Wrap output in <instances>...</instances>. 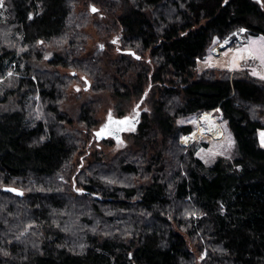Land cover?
<instances>
[{"label":"trees","instance_id":"trees-1","mask_svg":"<svg viewBox=\"0 0 264 264\" xmlns=\"http://www.w3.org/2000/svg\"><path fill=\"white\" fill-rule=\"evenodd\" d=\"M89 21L139 58L86 51ZM241 27L264 36V0H3L0 67L20 75L0 95V264H264V81L196 72L213 39ZM69 64L100 92L156 94L134 143L77 174L86 140L72 125L93 129L96 102L69 114L54 70ZM217 107L233 154L205 163L177 120Z\"/></svg>","mask_w":264,"mask_h":264},{"label":"rangeland","instance_id":"rangeland-1","mask_svg":"<svg viewBox=\"0 0 264 264\" xmlns=\"http://www.w3.org/2000/svg\"><path fill=\"white\" fill-rule=\"evenodd\" d=\"M90 7L91 4L86 5V14H88V16H90L89 18L95 22L93 12L90 10ZM100 12L102 11H99L96 15H99ZM93 21H89V23L85 26L87 37L85 42L86 51L93 53L99 52L102 54L106 50L112 56H117V54L127 49L122 45L119 38L120 34L118 32L113 35H103ZM239 29L241 28H237L234 31L238 32ZM234 31L228 35L230 36V43L223 49H217L215 52L214 49L218 47L219 43L226 39L218 37L213 39V42L211 46L208 47L207 52L202 57L197 59L196 72L201 73L207 69L213 70L216 74L229 72L230 75H232L239 72L256 78L259 81H264V78H262L264 77V63L261 62L259 57L249 56L247 52H237L238 49L248 48L250 41H260L261 38H264V36L262 34L252 35L249 31H247L244 34H241V39L239 40L238 36L233 33ZM238 33L240 34V32ZM253 47L258 48L259 44L254 45ZM41 65L42 67L49 66L47 63H42ZM54 70L59 76L67 78L70 82L68 88L69 96H67L66 99V104L68 105L67 110L70 115L74 112V110L78 109L80 99L84 100L90 98L91 101L96 102L95 119L97 120V125L94 126L93 129H88V126H86L85 123L77 120L74 122V125H72L73 128H76L77 131L84 134L86 140L85 147L78 151L76 155V163L72 172H75L76 174L79 172L83 173V170L87 168L89 161L93 158H98V156L102 159L101 163L106 164L118 155L121 150L134 143L133 134L137 132V128L134 130L131 128L125 131L122 135V139L118 141H115L110 137L98 141L96 140L93 131L106 120L109 113L114 116L134 115L136 110H140L141 117L144 113H150L153 101L156 98V94L153 90L145 89L143 93L136 96H114L110 91L100 92L98 88H96L97 85L93 76L83 65H56ZM254 72L256 74H253ZM19 75L20 73L14 69L12 63H3L0 67V95H2V92L6 87L16 84V80ZM35 99L37 107L39 101L38 96H36ZM261 108H264V106L260 107L258 110ZM35 114L38 118L41 117L40 112ZM201 115V112L194 113L182 116L177 120L179 124H190L192 126V130L190 131L192 133L189 132V135L185 134L187 136L182 135L180 137V145L184 147V149L195 145L196 155L199 156L205 163H211L219 155L228 157L231 156L234 149V140L226 121L222 118L221 111L218 109L213 110V118L210 123L219 125V134L216 137L207 136L205 132H203L202 128H204V126H201ZM260 116L264 124V112H262ZM202 120H204L203 125L206 124V120ZM200 126L202 128H200ZM197 130H199V132L196 135ZM262 133H264V127L258 130L259 142L261 147L264 148L261 136ZM71 185L75 191L81 192L82 187L78 183L72 181ZM74 229L76 232L77 229ZM75 232L74 235L76 234ZM74 239L75 237H73V240ZM75 241L79 243L78 239H75ZM204 255L205 251H203L201 255L199 254V257H203Z\"/></svg>","mask_w":264,"mask_h":264},{"label":"water","instance_id":"water-1","mask_svg":"<svg viewBox=\"0 0 264 264\" xmlns=\"http://www.w3.org/2000/svg\"><path fill=\"white\" fill-rule=\"evenodd\" d=\"M124 53L132 54L135 58H139V55L134 52L132 49H125L123 50ZM112 121H122L125 118H128L131 123H125V124H120V123H109V115L106 117V120L97 128L93 131L94 136L96 140H103L107 138H112L115 141H118L122 139V135L125 131L129 129H135L137 128L140 120H141V111L136 110L134 115H122V116H114L111 114ZM106 124H108V128L101 133L99 136H97V133L100 132L101 128L104 127ZM3 191L10 192L16 195L21 196L23 194V191L20 188H17L15 186H3L2 187Z\"/></svg>","mask_w":264,"mask_h":264},{"label":"snow or ice","instance_id":"snow-or-ice-1","mask_svg":"<svg viewBox=\"0 0 264 264\" xmlns=\"http://www.w3.org/2000/svg\"><path fill=\"white\" fill-rule=\"evenodd\" d=\"M3 0H0V6H2ZM92 11H97L94 7L92 8ZM243 31V29H241ZM259 44V47H253L254 45ZM237 52H247L249 56H258L262 63H264V38H261L260 41H250V45L248 48L245 49H238ZM245 58V57H240ZM253 74H256L255 72ZM264 78V77H262ZM109 123H131V121L128 118H125L122 121H112L111 113H109ZM108 128V124H106L104 127L101 128L100 132L97 133V136H99L101 133H103ZM134 130V129H133ZM262 136V143H264V133L261 134ZM187 139V138H186Z\"/></svg>","mask_w":264,"mask_h":264},{"label":"built area","instance_id":"built-area-1","mask_svg":"<svg viewBox=\"0 0 264 264\" xmlns=\"http://www.w3.org/2000/svg\"><path fill=\"white\" fill-rule=\"evenodd\" d=\"M241 29H243V31H241ZM241 29H239V31L238 32H240V34L237 32V31H234L233 33L236 35V36H238V38H239V40L241 39V34H244V33H246L247 31H248V29L247 28H245V27H241ZM226 40H224V41H222V42H220L219 43V45H218V47H216L215 49H214V52L218 49V50H220V49H223L224 47H226L229 43H230V41H229V39H230V36H227L226 38H225ZM215 109H218V110H220V108L219 107H217V108H215ZM214 110V109H213ZM213 110H211V111H202L201 112V116H200V120L202 121V124H201V126L203 127L204 125H208V123L210 124L211 123V119L213 118V116H212V113H213ZM221 111V110H220ZM210 114V119L209 120H207L206 118H205V115L206 114ZM202 119H205L206 120V124H204L203 125V122H204V120H202ZM212 125V124H211ZM200 126V128H202ZM199 132V130H197L196 131V135H197V133ZM192 133V132H191ZM190 134V133H189ZM189 134H187V135H189ZM207 136H211V135H208L207 133H205ZM187 135H185V136H187ZM184 136V137H185ZM193 139V138H192ZM190 140V139H189ZM188 141V140H187ZM187 141H185V142H187Z\"/></svg>","mask_w":264,"mask_h":264},{"label":"bare ground","instance_id":"bare-ground-1","mask_svg":"<svg viewBox=\"0 0 264 264\" xmlns=\"http://www.w3.org/2000/svg\"><path fill=\"white\" fill-rule=\"evenodd\" d=\"M205 118L207 120H209L210 114H206ZM203 132L207 133L208 135H211L212 137H216L219 134V125L218 124H209L208 125H204V128H202ZM191 136V135H190Z\"/></svg>","mask_w":264,"mask_h":264},{"label":"crops","instance_id":"crops-1","mask_svg":"<svg viewBox=\"0 0 264 264\" xmlns=\"http://www.w3.org/2000/svg\"><path fill=\"white\" fill-rule=\"evenodd\" d=\"M191 133V132H190ZM189 134V133H188Z\"/></svg>","mask_w":264,"mask_h":264}]
</instances>
